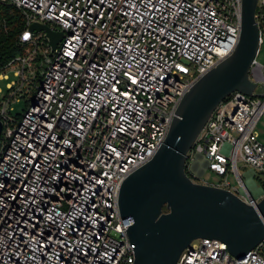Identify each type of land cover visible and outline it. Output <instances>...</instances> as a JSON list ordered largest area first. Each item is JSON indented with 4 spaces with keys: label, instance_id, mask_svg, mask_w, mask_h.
<instances>
[{
    "label": "built area",
    "instance_id": "1",
    "mask_svg": "<svg viewBox=\"0 0 264 264\" xmlns=\"http://www.w3.org/2000/svg\"><path fill=\"white\" fill-rule=\"evenodd\" d=\"M0 3L22 11L18 42L29 45L0 69V79L14 77L0 101V264H132L120 186L163 142L183 94L234 49L242 1ZM255 19L259 43L248 70L254 94L227 95L186 160L193 181L227 188L252 205L264 195L260 186L259 198L248 196L250 182L264 179L256 130L264 115V95L256 94L264 93V61L257 59L264 0H257ZM33 22L62 32L53 51L43 31L29 30ZM23 89L28 106L13 114ZM239 163L249 170L242 173ZM206 171L221 179L210 182ZM175 264H264V239L237 259L223 241L198 238Z\"/></svg>",
    "mask_w": 264,
    "mask_h": 264
},
{
    "label": "water",
    "instance_id": "2",
    "mask_svg": "<svg viewBox=\"0 0 264 264\" xmlns=\"http://www.w3.org/2000/svg\"><path fill=\"white\" fill-rule=\"evenodd\" d=\"M241 1L234 49L183 94L163 142L120 186L118 206L134 247L132 264H175L198 238L219 239L242 259L264 239V195L252 205L227 188L193 181L186 172L188 152L217 105L235 91L254 94L248 70L259 43L257 0ZM29 30L43 31L52 51L62 38L61 31L39 22ZM1 131L0 121V141Z\"/></svg>",
    "mask_w": 264,
    "mask_h": 264
},
{
    "label": "trees",
    "instance_id": "3",
    "mask_svg": "<svg viewBox=\"0 0 264 264\" xmlns=\"http://www.w3.org/2000/svg\"><path fill=\"white\" fill-rule=\"evenodd\" d=\"M26 27V19L22 11L6 3H0V69L13 57L17 55L25 54V50L29 45L22 46L18 42V37L21 31ZM42 53L37 54L36 61L42 59ZM35 81L39 82L40 75L39 71H36ZM24 94L21 97H27V92L23 89ZM8 97V90L1 93L0 101ZM29 100H25V107L22 109L24 111L28 106ZM21 113H17L20 115ZM187 173L190 175L189 171ZM256 181L260 183V186L264 187V179L258 175ZM163 212H167L166 207H163Z\"/></svg>",
    "mask_w": 264,
    "mask_h": 264
},
{
    "label": "rangeland",
    "instance_id": "4",
    "mask_svg": "<svg viewBox=\"0 0 264 264\" xmlns=\"http://www.w3.org/2000/svg\"><path fill=\"white\" fill-rule=\"evenodd\" d=\"M257 59L261 62L264 61V35H263V44L261 45L260 48V52L257 55ZM13 75L10 72L9 73V79H0V88L2 89V93L6 91V83L13 79ZM28 95V94H27ZM30 95V93H29ZM27 99V97H20L18 100L13 99L12 101V112L13 114H17V113H21L22 109L25 107V100ZM256 130L259 133V138L261 141H264V115L261 117V119L259 120V122L257 123L256 126ZM238 167L240 169V171L243 172H247L249 170V168H245L242 166L241 163L238 164ZM205 177L210 181H218L221 178H219L218 176L214 175L212 172L210 171H206L205 172ZM199 178V177H196ZM195 180V179H194ZM228 180L230 182V184L232 186H237L238 182L237 179L235 178V176L233 174H230L228 176ZM256 179H253V181L250 182V187L248 188V196L251 198H259L260 197V193H259V188L260 187V183L257 181H254Z\"/></svg>",
    "mask_w": 264,
    "mask_h": 264
}]
</instances>
